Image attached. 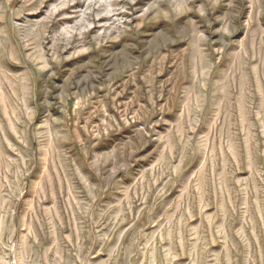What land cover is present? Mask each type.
Here are the masks:
<instances>
[{
	"label": "rangeland",
	"instance_id": "374dc122",
	"mask_svg": "<svg viewBox=\"0 0 264 264\" xmlns=\"http://www.w3.org/2000/svg\"><path fill=\"white\" fill-rule=\"evenodd\" d=\"M0 264H264V0H0Z\"/></svg>",
	"mask_w": 264,
	"mask_h": 264
}]
</instances>
